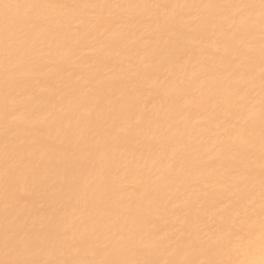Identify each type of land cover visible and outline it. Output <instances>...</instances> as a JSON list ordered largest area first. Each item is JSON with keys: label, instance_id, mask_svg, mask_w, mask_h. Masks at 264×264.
I'll return each mask as SVG.
<instances>
[{"label": "bare ground", "instance_id": "obj_1", "mask_svg": "<svg viewBox=\"0 0 264 264\" xmlns=\"http://www.w3.org/2000/svg\"><path fill=\"white\" fill-rule=\"evenodd\" d=\"M3 3L67 7L39 10L46 30L11 64L5 12L35 13L0 7V259L19 220L47 236L40 259L261 264L259 9L235 7L259 0ZM6 148L38 166L39 180L16 171L33 193L20 201L5 196Z\"/></svg>", "mask_w": 264, "mask_h": 264}, {"label": "snow or ice", "instance_id": "obj_2", "mask_svg": "<svg viewBox=\"0 0 264 264\" xmlns=\"http://www.w3.org/2000/svg\"><path fill=\"white\" fill-rule=\"evenodd\" d=\"M0 7L5 10L10 8L16 9H29L35 14L17 15L14 18H9L7 12H5L3 18V34H4V57L8 64L12 63L13 56L20 49L16 47L17 44L28 45V36L37 31L46 30L42 24L43 18L39 15V10L45 8L67 7L65 5H50L43 3H28V4H9L3 3L0 0ZM76 7H79L78 5ZM98 7H110V6H98ZM159 7V5H157ZM166 7V6H165ZM208 8L218 7V5H206ZM224 7H234L233 5H224ZM241 9H259V24H260V78H261V109H260V121H261V142H260V176H261V198H262V212H264V0H259L258 4L255 3H243L235 5ZM68 23H76L79 21L76 18H71ZM246 27H252L255 24V20L252 15H249L246 21H243ZM59 27V23L57 24ZM23 37V39H21ZM27 51V47H25ZM251 62V58H249ZM94 159L89 158L87 164L94 166ZM31 168L34 179L39 180L38 166L30 158L23 153L18 152L14 160L9 159L7 148L5 150V166L2 173V179L4 184V191L6 199L9 194L12 195L17 201L25 199L30 193L27 187L21 188L15 181L16 171L19 169ZM67 179V177L65 178ZM7 210V204H6ZM56 225H50V230H55ZM264 229V225H262ZM27 232V225L21 221L13 225L5 226V235L3 246L5 249V258L0 259V264H222V262L212 260H161L153 258H137V259H81V258H50L40 259L36 258L39 255V249L41 245L47 241V236L43 238L37 236L34 240L30 241L25 234ZM262 240H264V231H262ZM67 245V241H65ZM116 244L120 249L132 250L129 246L133 245V237L128 235L127 237L121 236ZM71 247V245H68ZM135 254L138 256H150V253L145 252L142 248H135ZM264 264V260L261 261Z\"/></svg>", "mask_w": 264, "mask_h": 264}]
</instances>
